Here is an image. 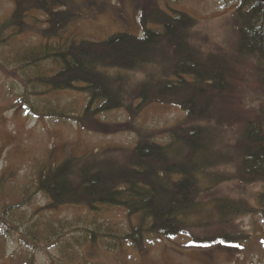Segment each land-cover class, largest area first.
<instances>
[{"label": "rangeland", "instance_id": "374dc122", "mask_svg": "<svg viewBox=\"0 0 264 264\" xmlns=\"http://www.w3.org/2000/svg\"><path fill=\"white\" fill-rule=\"evenodd\" d=\"M65 4L63 9L58 7L56 0H0V181L10 179L3 189L0 187V196L6 193L7 197L3 198H21L26 185L31 188L35 183L37 172L55 169L64 161L69 162L71 176L76 169L92 162L93 165L100 162L99 167L106 165L102 171L105 173L110 163L117 168H128L130 153L138 142L137 134L128 131V127L154 132L156 144L164 145L181 120L205 130L211 153L217 155L215 170L219 177L215 182L209 180V175L199 179L201 202L195 216L199 214L193 218V224L199 221V225H193L191 235L166 238L146 233L138 244L125 237L132 229L121 207L106 209L100 205L98 212L91 213L86 205L64 206L46 212L47 208L43 207H49V201L38 194L31 202L32 208L23 209L25 215L33 210H40L38 215L43 213L42 219L37 218L40 223L33 233H28L30 227L21 225L17 232L8 230L0 222V264H264V236L259 217H250L255 231L237 250L229 252L207 244H192L193 240H202L213 233L209 225L216 218L210 208L215 201L236 202L241 198L257 206L256 195L264 190L241 183L236 175L242 126L264 110V80L257 63L251 60L239 66L237 75L229 79L233 88L226 95L227 102L217 104L203 119L188 118L178 107L161 103L143 107L136 117L128 115L126 108L86 116L88 97L84 92L52 90L41 94L45 89L37 87L36 79L59 71L54 61L22 65L25 53L35 52L47 43L62 47L83 39L99 43L115 33L141 38L147 27L161 32L158 26L139 21L143 12L148 13L154 6L167 13L183 12L197 20L188 39L202 55L231 58L238 41V1L68 0ZM60 10L67 11L68 17L63 21H68L65 24L68 26L64 28L53 24L63 17ZM52 12H56L52 14L53 20ZM143 15L146 21V14ZM54 28H57L55 32ZM157 50L154 58L161 62L162 71L154 72L167 75L165 78L170 81L174 79L167 70L173 58L171 46L162 40ZM115 72L111 69L107 74L111 80L116 77ZM123 77L119 95L125 105L135 106L138 102L135 94L145 79L134 72L123 73ZM27 80L32 84H28L30 87L23 86L22 81ZM20 97L29 100L27 103L36 110L32 109L33 113L21 110ZM46 109L62 112L64 116L39 115ZM207 209L208 214L204 212ZM20 210L7 217L12 227L19 224ZM44 222L49 223L47 232ZM248 224L246 219V228ZM88 226L99 232L94 238L83 241L80 236L87 235ZM68 228L77 230L73 231L76 234L71 235L69 231L64 240L57 243V237L51 232L67 234ZM17 234L28 241L24 243ZM72 237L76 241L80 239L78 242L82 244L75 245ZM28 242L39 245L36 248L39 250H33Z\"/></svg>", "mask_w": 264, "mask_h": 264}, {"label": "trees", "instance_id": "16d2710c", "mask_svg": "<svg viewBox=\"0 0 264 264\" xmlns=\"http://www.w3.org/2000/svg\"><path fill=\"white\" fill-rule=\"evenodd\" d=\"M237 1L238 41L235 54L231 58L202 55L190 45L188 39L197 20L183 12L167 13L154 6L148 13L143 12L147 16L146 21L143 14L139 21L142 24L158 26L161 32L148 30L147 27L141 38L115 33L99 43L85 39L73 42L67 47L47 43L35 52L25 53L23 56L26 60L22 58L21 62L26 67L44 60L54 61L60 67L59 71L48 77L40 75L36 79L37 87L45 89L41 94L52 90L84 92L88 97L84 111L86 116L100 111L126 108L128 115L136 117L135 114L142 112L143 107L161 103L178 107L188 118L203 119L217 104L223 105L227 102L226 95L233 88L229 79L237 75L239 66L246 61L253 60L258 64L257 68L264 80V3L256 0ZM67 2L68 0H56L58 7L63 9ZM60 11L63 17L53 21V24L64 28L68 26L65 25L68 21H63V18L68 17L67 11ZM55 13H51L52 20V14ZM162 40L171 46L173 54L167 66V70L174 76L170 81L165 78L167 75L154 72L162 71L161 62L154 58ZM111 69L117 73L113 80L107 75ZM129 72L138 73L145 79L135 94L134 99L138 101L135 106L125 105L119 95L123 73ZM29 81H22L23 86L30 87L32 84ZM20 100L21 110L24 112L33 113L32 109L36 110L27 103L29 100L24 101L23 97ZM39 115L47 118L64 116L62 112L53 109L40 111ZM184 122L181 120L176 124L169 134V141L164 145L156 144V133L128 127V131L138 136V142L130 153L131 165L128 168H117L110 163L108 172L105 173L102 171L106 169V165L99 167L97 165L100 162L96 165L92 162L91 165L85 164L86 166L76 169L71 176L69 162L64 161L55 169L40 170L35 175V183L31 188L26 185L21 198H3L7 194L2 193V226L15 232L20 225L30 227L28 233H33V229L40 223L37 218L42 219L43 213L38 215L40 210H33L30 215H25L23 209L32 208L31 202L36 195L42 194L49 201V207H43L47 208L46 212L64 206L86 205L91 213L98 212L100 205L106 209L121 207L130 223L129 228L132 229L125 237L131 238L136 244L142 241L146 233L166 238L177 235L188 237L192 234L193 225H199V221L193 224V218L199 214L198 212L195 216L201 202L199 179L209 175V180L215 182L219 174L215 170L218 164L215 158L217 155L211 153L205 130ZM242 130L237 151V178L245 185L264 188V110L252 121L247 120ZM8 179L3 178L0 181L2 189L8 184ZM256 199L257 206L241 198L236 202L215 201L210 210L216 219L210 225L209 222L205 223L212 226L213 233L202 240H193L192 244H207L208 247L216 246L229 252L237 250L241 244L250 240L255 231L251 216L259 217L261 234L264 236V190L258 192ZM202 203L206 205V202ZM19 209L22 212L19 214V224L12 227L7 222V217ZM208 210L204 212L208 214ZM201 215L202 212L200 218ZM246 219L249 220L247 228ZM43 224L44 231L47 232L49 223ZM90 226L86 228L87 235L79 234L83 241L94 238L99 232L90 230ZM69 231L71 235L77 232L68 228L67 234L51 233L57 237L55 240L58 243L64 240ZM32 235L37 240L36 235ZM16 236L24 243L28 241L20 234ZM77 240L80 241L78 238ZM78 241L72 237L75 245L82 244V241ZM28 245L33 250H39L36 249L39 245L32 242H28Z\"/></svg>", "mask_w": 264, "mask_h": 264}, {"label": "water", "instance_id": "95a60500", "mask_svg": "<svg viewBox=\"0 0 264 264\" xmlns=\"http://www.w3.org/2000/svg\"><path fill=\"white\" fill-rule=\"evenodd\" d=\"M256 1H258L259 3L261 2V3H264V0H256Z\"/></svg>", "mask_w": 264, "mask_h": 264}]
</instances>
